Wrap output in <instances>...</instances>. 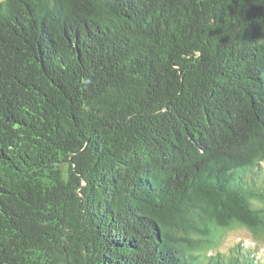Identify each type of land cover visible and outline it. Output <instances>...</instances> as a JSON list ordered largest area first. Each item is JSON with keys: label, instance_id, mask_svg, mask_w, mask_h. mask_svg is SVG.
Returning <instances> with one entry per match:
<instances>
[{"label": "trees", "instance_id": "1", "mask_svg": "<svg viewBox=\"0 0 264 264\" xmlns=\"http://www.w3.org/2000/svg\"><path fill=\"white\" fill-rule=\"evenodd\" d=\"M264 0H0V264H264Z\"/></svg>", "mask_w": 264, "mask_h": 264}, {"label": "rangeland", "instance_id": "2", "mask_svg": "<svg viewBox=\"0 0 264 264\" xmlns=\"http://www.w3.org/2000/svg\"><path fill=\"white\" fill-rule=\"evenodd\" d=\"M264 164V163H263ZM237 242L257 250L260 261H264V235H255L246 228L239 227L228 231L218 245V249L228 251Z\"/></svg>", "mask_w": 264, "mask_h": 264}]
</instances>
